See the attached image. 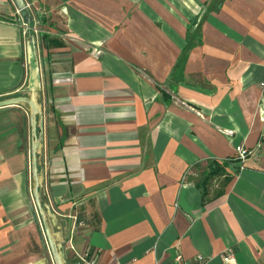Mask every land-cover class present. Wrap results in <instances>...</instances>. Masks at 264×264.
Listing matches in <instances>:
<instances>
[{"label":"crops","instance_id":"0c3cea01","mask_svg":"<svg viewBox=\"0 0 264 264\" xmlns=\"http://www.w3.org/2000/svg\"><path fill=\"white\" fill-rule=\"evenodd\" d=\"M25 2L39 87L0 0V264H264V0Z\"/></svg>","mask_w":264,"mask_h":264},{"label":"water","instance_id":"95a60500","mask_svg":"<svg viewBox=\"0 0 264 264\" xmlns=\"http://www.w3.org/2000/svg\"><path fill=\"white\" fill-rule=\"evenodd\" d=\"M15 9L19 11L20 15L24 18V20L31 24L33 22V17L30 9L28 8L25 0H11ZM27 63L29 66V79L34 87H39V78H40V68H39V59L37 55V47L35 43V39L33 36H29L27 40ZM34 90V88H33ZM20 103V101H7L0 103V107L15 105ZM31 109L33 114H39V110L37 105L35 104L34 96L31 99ZM56 262L58 263V259L56 257Z\"/></svg>","mask_w":264,"mask_h":264},{"label":"built area","instance_id":"2783aa9c","mask_svg":"<svg viewBox=\"0 0 264 264\" xmlns=\"http://www.w3.org/2000/svg\"><path fill=\"white\" fill-rule=\"evenodd\" d=\"M17 14V21L20 24V27L22 29L23 35L25 37L27 36H33L35 39V43H36V47L39 43V29L37 27V23L36 22H32L31 24H28L24 18L20 15L19 11L16 12ZM183 105H185L184 103H182ZM227 135H231V132L229 131H225L224 132ZM251 152H249L246 148H244L243 146H237L235 148V154H236V159L240 162H243L249 155ZM77 258L80 262L84 263V264H96V255L91 253L89 249H85L83 251L82 254H77ZM200 259V258H199ZM233 259V253L232 251H228L224 256H223V261L225 263L227 262H232Z\"/></svg>","mask_w":264,"mask_h":264}]
</instances>
